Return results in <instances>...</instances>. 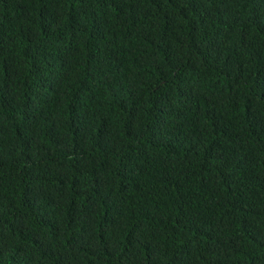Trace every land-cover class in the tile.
<instances>
[{
  "label": "trees",
  "instance_id": "trees-1",
  "mask_svg": "<svg viewBox=\"0 0 264 264\" xmlns=\"http://www.w3.org/2000/svg\"><path fill=\"white\" fill-rule=\"evenodd\" d=\"M0 264H264V0H0Z\"/></svg>",
  "mask_w": 264,
  "mask_h": 264
}]
</instances>
